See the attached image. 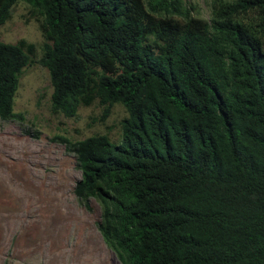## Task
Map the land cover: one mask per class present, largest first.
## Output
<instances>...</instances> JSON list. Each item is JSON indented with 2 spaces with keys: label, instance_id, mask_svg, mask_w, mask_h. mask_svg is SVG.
Returning a JSON list of instances; mask_svg holds the SVG:
<instances>
[{
  "label": "trees",
  "instance_id": "16d2710c",
  "mask_svg": "<svg viewBox=\"0 0 264 264\" xmlns=\"http://www.w3.org/2000/svg\"><path fill=\"white\" fill-rule=\"evenodd\" d=\"M18 2L41 19L50 113H126L118 144L69 145L120 264H264V0H211L209 21L180 0H0V27ZM33 52L0 41L2 122L22 120Z\"/></svg>",
  "mask_w": 264,
  "mask_h": 264
},
{
  "label": "rangeland",
  "instance_id": "374dc122",
  "mask_svg": "<svg viewBox=\"0 0 264 264\" xmlns=\"http://www.w3.org/2000/svg\"><path fill=\"white\" fill-rule=\"evenodd\" d=\"M180 5L191 18L211 17V0ZM40 22L18 2L0 27L2 43L23 40L34 47L13 98V113L22 120L0 121V264H120L98 233L97 203L89 200L87 210L72 194L80 172L69 145L94 135L118 144L126 113L115 104L101 121L96 103L78 108L72 118L50 113L48 75L37 63Z\"/></svg>",
  "mask_w": 264,
  "mask_h": 264
}]
</instances>
